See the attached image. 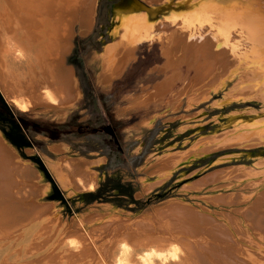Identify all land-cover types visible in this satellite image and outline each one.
<instances>
[{
	"label": "bare ground",
	"instance_id": "obj_1",
	"mask_svg": "<svg viewBox=\"0 0 264 264\" xmlns=\"http://www.w3.org/2000/svg\"><path fill=\"white\" fill-rule=\"evenodd\" d=\"M96 5V0H0V90L8 101L21 111H53L58 117L77 106L81 91L73 69L64 66L66 53L76 21H81L82 33L88 32ZM83 9L84 18L83 13L78 16ZM115 10L113 31L119 40L106 45L98 57V79L112 85L126 79L134 64L142 65L143 56H153L152 70L125 91L127 97H120L121 111L135 109L139 124L150 127L159 113L175 109L182 95L192 106L207 98L210 89L224 87L230 77L234 82L224 102L249 98L263 106L260 112L249 110L252 117L248 111L243 118L230 117L229 129L202 137L187 151L160 156L157 180L168 178L182 161L214 148L264 145V0H122ZM24 86L30 98L24 97L27 90H20ZM4 149L0 134V186L13 195L23 183L14 178L8 156L1 154L13 149ZM50 149L60 155L57 162L46 159L60 186L71 193L79 188L92 192L95 173L89 165L100 160L74 158L81 175H73L64 165L69 160L62 157L67 145ZM213 175V182L219 178L227 186L234 181L238 188L251 187L255 197L247 201L238 196L234 204L232 192L212 196L209 203L231 206L218 213L180 202L162 210L173 232L168 224L162 234L152 230L148 235L145 227L152 222L144 220L143 226H128L125 236L116 232L118 239H111L103 251H98L95 232L87 231L85 224L64 238L61 225L29 205L24 219L8 228L0 225V264H11L10 248L18 260L35 251L43 264H264V157L252 166ZM246 205L251 207L250 219L242 209ZM115 221H121L117 215L106 223ZM3 237L9 248L3 249Z\"/></svg>",
	"mask_w": 264,
	"mask_h": 264
},
{
	"label": "rangeland",
	"instance_id": "obj_2",
	"mask_svg": "<svg viewBox=\"0 0 264 264\" xmlns=\"http://www.w3.org/2000/svg\"><path fill=\"white\" fill-rule=\"evenodd\" d=\"M81 1L87 3V0ZM96 2L91 27L88 32L82 33L79 26L81 21H76L72 45L66 53L64 66L73 69L81 91L77 106L63 117H58L53 111H21L0 90V99L6 107L3 110L0 107V134L4 150L13 149L1 154L8 156L11 168L14 167V178L23 183L18 185V193L13 195L0 186V225L8 228L24 219L31 205L37 212L43 211L49 220L61 225L64 238L79 232L80 223L85 224L87 231L95 232L96 248L103 251L111 239H118L116 232L120 230V234L125 236L130 226H143L144 220L152 222L145 227L148 235L152 230L162 234L163 225L167 227L169 224L167 228L172 230L171 219L162 210L180 202L218 213L216 211L228 212L231 206L209 203L210 200H207L212 196L232 192L234 204L238 196L247 201L255 197L251 187L244 190L242 186L238 188L234 181L227 186L223 179L218 178L214 182L211 179L213 174L231 167L252 166L259 157H264V145L214 148L208 154L182 161L168 178L157 180L159 172L154 171L160 156L187 151L202 137L226 131L231 127L226 125L230 117L237 115L243 118L245 111H248L247 116L252 117L254 113L249 110L260 112L262 103L249 98L224 102L225 92L234 82V78L230 77L226 79L224 87L210 89L207 98L192 106L188 107L187 97L182 95L180 104L175 109L159 113L150 127L139 124L140 116L135 109L121 111L120 97H127L125 91L132 89L135 82L152 70L153 56H143L140 61L142 65L134 64L126 79L106 86L100 83L98 78L102 70L98 57L106 45L119 40L113 30L116 28L115 9L121 6L122 0ZM84 10L78 16L81 17L83 13L82 17H86ZM20 90H27L24 97L30 98L27 86ZM7 110L12 111L18 123L24 127L23 139H18L17 133L12 131L13 124ZM57 144L67 145L68 150L62 157L69 160L64 165L73 175H81L77 173L79 166L73 165L74 158L79 162L100 160L89 165L95 173L92 192L79 188L71 193L60 186L46 161L59 160L60 155L50 149V146ZM89 175L83 176L89 179ZM149 184H153L150 189L147 188ZM242 209L248 211L247 219L253 217L250 206H243ZM114 215L121 221L106 223ZM1 241L7 244L8 239L3 237ZM9 246L10 243L3 249ZM9 252L11 264L45 262L37 257L35 251L27 252L21 260L17 259L16 253L13 254V248ZM29 258L32 261L26 263Z\"/></svg>",
	"mask_w": 264,
	"mask_h": 264
},
{
	"label": "trees",
	"instance_id": "obj_3",
	"mask_svg": "<svg viewBox=\"0 0 264 264\" xmlns=\"http://www.w3.org/2000/svg\"><path fill=\"white\" fill-rule=\"evenodd\" d=\"M0 107L2 110H3V108L6 109L4 103L2 102L1 99H0ZM7 113H8V116H10V118L12 120L11 121V123L13 124L12 131L17 133L18 139H23L22 136L24 134V127L18 123L17 117L12 111L7 110Z\"/></svg>",
	"mask_w": 264,
	"mask_h": 264
}]
</instances>
